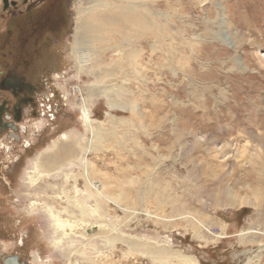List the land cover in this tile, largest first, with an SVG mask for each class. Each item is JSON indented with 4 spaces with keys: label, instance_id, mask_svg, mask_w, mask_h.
<instances>
[{
    "label": "rangeland",
    "instance_id": "obj_1",
    "mask_svg": "<svg viewBox=\"0 0 264 264\" xmlns=\"http://www.w3.org/2000/svg\"><path fill=\"white\" fill-rule=\"evenodd\" d=\"M53 1L34 0L32 13ZM106 1L108 8L94 12L114 22L103 45L92 44L95 73L85 74L70 52L76 8L90 0H56L65 21L41 37L40 48L50 59L49 106L57 113L42 110L19 142L0 146V259L178 264L129 252L119 241L79 238L81 229L102 225L147 250L191 255L196 264H264V0L126 1L144 14L141 29L116 23L121 1ZM2 2L0 32L7 24ZM93 75L99 84L87 91ZM80 99L98 123L96 141L83 128ZM69 134L79 154L61 167L67 177L35 173L36 156ZM81 157L103 192L120 197L98 195L103 218L79 220L62 194L95 208L80 178ZM57 210L73 214L58 217L62 232L52 219ZM72 241L86 244L83 256H68Z\"/></svg>",
    "mask_w": 264,
    "mask_h": 264
},
{
    "label": "bare ground",
    "instance_id": "obj_2",
    "mask_svg": "<svg viewBox=\"0 0 264 264\" xmlns=\"http://www.w3.org/2000/svg\"><path fill=\"white\" fill-rule=\"evenodd\" d=\"M119 1H121L123 8L116 9L117 10V14H115L116 23H119V24L124 23L127 27H132V28L135 27V28L141 29L143 27V25H145L144 24V20H145L144 17L145 16L142 12L139 11V5H137L134 8V10L126 8V6H127L126 1L139 3L140 0H119ZM108 7H109V4L106 0H90L89 5L86 8H83V7L82 8L81 7L76 8L77 9V14H76L77 22L75 23V25L73 27L74 28L73 45H72L73 48L71 49L70 53L74 59V62L76 64L78 70L83 71L85 74H88L90 72H94L93 69L95 66V62H94V58L92 57V52H93L92 44H95V45L97 43H98V45L102 44V41H104V39L101 38L102 34L104 32H110L108 25H109V23L114 22L113 19H108V17H107L108 12L102 13V12L98 11L99 13H97V12H94V10L105 9ZM85 14H88V15H85ZM100 14L104 15L105 23L100 22V19H101V18H99ZM98 23L101 25H98ZM142 31H140V32H142ZM139 36H140V34H139ZM105 42H106V39H105ZM230 45H231V43H230ZM102 50H103V48H102ZM100 74H101V72H100ZM93 78L95 80L88 84L87 91H89V89L90 90L93 89L94 87H96L99 84L97 81V79H98L97 76L93 75ZM105 91H106V88H105ZM76 92H79L78 88H76ZM94 93H95V91H94ZM86 106H87L86 100L80 99V107L82 109L81 120L83 122V128L87 133H90L92 139H94L96 141L100 138L99 132L96 129V125L98 123L96 124L95 121L90 119L89 111H88ZM113 107H114L113 105L110 106V108H113ZM116 108H117V106H116ZM106 114H108V113H106ZM60 138H61L60 140L58 138L59 141L52 143L53 149H51V150L45 149L44 151H42L41 153H39L36 156L35 164H34V171L38 175L42 176L43 174L46 173L48 176L49 172H53L56 170H58V171L56 172V174L54 173L55 175H57L58 173H61V175H62L63 173L61 172L60 169L62 166L65 165L66 161L69 162L68 160H70V159H75V158L77 159V156H78L77 154H79V153L76 149V140L75 139L77 137L75 136V134L62 135V136H60ZM66 139H69V141L65 142L64 140H66ZM77 140H79V138ZM78 149H80V148H78ZM81 160L82 161L80 163L81 164L80 178H81V180H83V183H84V186H83L84 192H85L87 198H92L96 201L95 202V208L89 209L88 207H86L83 204V202H81L77 199L75 200L76 201L75 202L73 197H70L63 190H62V194L66 197L68 205L70 207L74 208L75 210H77L79 212V214L81 215L79 220L89 221L94 216H96L98 218H103V217H105V213H103L101 201H100L98 195H104L107 198H109V200H112V201H114L120 197H113V196H110V195L104 193L103 188H101V185H99L97 182H95L93 180V178L91 177L92 171H91V168H90L91 166L89 165L88 161H86L85 159H82V157H81ZM63 175H65V177H67L66 174H63ZM53 178H54V176H53ZM51 179H52V177H51ZM3 180H4L5 184H9L8 180L6 178L3 177ZM65 180H67V179H65ZM71 180H72V178H71ZM93 190L95 191V194L92 193ZM75 191L77 192V190H75ZM63 195H62V197H63ZM255 195H257V194L253 195L254 200L256 199L254 197ZM46 208L50 209V207H47V206H46ZM51 209H53V211H54V208L51 207ZM56 212L57 213H55V218H52V219H54L53 221H55L54 223L56 225L57 230L62 232L64 230L63 221H61L58 217L61 214L73 217V214H70L69 212H67L65 210L64 211L63 210L62 211L57 210ZM49 216H51V215H49ZM52 217H54V216H52ZM199 225L201 226L200 228H202V226H205L206 224L200 222ZM100 226H102V225L92 226L88 230L81 229L84 232L79 233L80 234L79 238L84 239L87 242L91 241L92 239H99L101 242H105L107 245H111V244H114L117 241H119L120 243L124 244L127 247L129 252L136 251L138 253H141V254L144 253L145 255H149V256H153V257L157 256L156 257L157 260H165V259L167 260L168 258H171V260H172V258H173L177 261L176 263H178V264H196L195 258L191 255L183 254V253L177 252V251H170L171 249L167 250V249H159V248L158 249L157 248L152 249L151 248V250H147L145 248L144 243L135 242V241L127 240V239L123 240L122 235H119L118 237H116L114 235L115 231H113L114 230L113 228H111V230H109V231H104V230L100 229L101 228ZM65 236H66L65 234H62L63 238H65ZM60 240L62 241L63 239H60ZM85 245H86L85 243L84 244L83 243L77 244L76 241H72L71 245H70V246H72V248L69 250L68 256L69 255L83 256L84 255V249L86 248ZM154 246H152V247H154ZM88 247L91 248L93 251L96 250L95 246L88 245ZM61 249H62V247H61ZM35 262H37V261H35Z\"/></svg>",
    "mask_w": 264,
    "mask_h": 264
},
{
    "label": "flooded vegetation",
    "instance_id": "obj_3",
    "mask_svg": "<svg viewBox=\"0 0 264 264\" xmlns=\"http://www.w3.org/2000/svg\"><path fill=\"white\" fill-rule=\"evenodd\" d=\"M38 3L39 1L35 4ZM33 4L34 0L2 2V12L7 24L0 32L1 147L4 143L19 142L20 135L26 132L25 123L36 120L42 110L57 113V109L49 106L55 97L50 94L51 85L53 87L50 81V59L42 52L40 43L44 34L56 33L65 18L58 11L56 0L51 5L47 3L46 8L38 13H32ZM4 19L1 20L5 21ZM46 104L48 107H45ZM4 256L7 264L21 263L14 254ZM0 261L3 264L2 259Z\"/></svg>",
    "mask_w": 264,
    "mask_h": 264
},
{
    "label": "water",
    "instance_id": "obj_4",
    "mask_svg": "<svg viewBox=\"0 0 264 264\" xmlns=\"http://www.w3.org/2000/svg\"><path fill=\"white\" fill-rule=\"evenodd\" d=\"M6 1H7V0H3V3L5 4V3H6ZM14 257H15V256H14ZM15 258H16V260H17V257H15ZM4 259H5V258H3V259H2V262H3V264H7V263L5 262V260H4Z\"/></svg>",
    "mask_w": 264,
    "mask_h": 264
}]
</instances>
